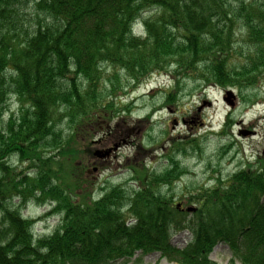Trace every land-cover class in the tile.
<instances>
[{
    "label": "trees",
    "instance_id": "trees-1",
    "mask_svg": "<svg viewBox=\"0 0 264 264\" xmlns=\"http://www.w3.org/2000/svg\"><path fill=\"white\" fill-rule=\"evenodd\" d=\"M263 70L264 0H0V264H128L138 253L218 264L220 242L233 262L264 264L263 158L190 196L195 211L168 195L185 175L173 146H198L195 138H170L161 172L125 163L135 186L97 197L78 162L79 136H92L85 122L112 135V121L130 111L117 94L122 75L134 85L169 75V103L189 79L254 101ZM14 100L19 110L7 117ZM233 123L229 114L223 132ZM183 147L181 155L195 149ZM56 148L69 160L55 159ZM13 157L28 166L14 167ZM32 201L58 204L49 235L23 214ZM185 230L178 247L173 236Z\"/></svg>",
    "mask_w": 264,
    "mask_h": 264
},
{
    "label": "rangeland",
    "instance_id": "rangeland-1",
    "mask_svg": "<svg viewBox=\"0 0 264 264\" xmlns=\"http://www.w3.org/2000/svg\"><path fill=\"white\" fill-rule=\"evenodd\" d=\"M136 30L141 32L142 28L137 27ZM120 78L122 87L119 86L117 94L123 98V104L132 105L130 113L123 112L120 115L122 119L117 117L112 121V135L109 133L106 136L102 132L104 127L91 120L85 122V129L86 132L91 130L92 136H79L83 139L81 148L85 154L79 156L78 162L87 167L88 173V177L80 180L94 183L91 189L95 197L119 183H126L130 190L135 186V181H129L132 179L131 168L125 167V163H144L158 172L166 169L164 166L167 164L170 147L168 143L172 137L182 141L195 138L197 141L194 143H198V146L185 143L182 146L176 145L173 149H178L172 150L184 168L185 175L171 187L173 191L168 195L174 196L185 208L199 206L198 203L191 202L190 196L224 182L223 180L230 178L247 162L255 163L258 159H264V79L255 89L257 95L253 96L254 101L247 99L245 93L242 94L236 88L207 87L189 79L182 82L177 100L169 103L167 93L172 86L169 75H154L139 85L127 82L124 75ZM101 88L106 89L103 85ZM229 89H233L235 94L233 107L224 98L227 97L226 91ZM104 95L111 101V97L107 96H110L109 90ZM9 107L11 111L7 117L19 110L15 100ZM228 114L232 115L234 123L224 133L222 127ZM62 132L68 136L69 127L65 126ZM183 146L189 150L192 149L191 146L195 149L188 155H181L186 149ZM109 148L112 149L109 156H97V151H106ZM60 151L61 149H55V159L63 161L65 157L69 160ZM10 164L19 169L28 166V163L22 164L19 157H13ZM75 170L77 175L81 174L79 169ZM57 207V203L40 205L32 201L23 209V214L34 220L35 233L45 236L52 233L61 220L60 211L54 212L58 211ZM188 240L186 231L173 236V243L178 247L184 246ZM140 255L137 254L128 264H183L161 258L159 253ZM211 259L218 264H242L240 261L231 260V251L222 242L214 248Z\"/></svg>",
    "mask_w": 264,
    "mask_h": 264
},
{
    "label": "water",
    "instance_id": "water-1",
    "mask_svg": "<svg viewBox=\"0 0 264 264\" xmlns=\"http://www.w3.org/2000/svg\"><path fill=\"white\" fill-rule=\"evenodd\" d=\"M233 98H234V94H233V91H231V90H229L228 92H227V97H225V100L229 103V104H233L234 103V101H233ZM111 148L110 149H108V150H102V151H97L96 152V154L98 155V156H100V157H104V156H107L110 152H111ZM188 210H193L194 208H193V206H191V207H188L187 208Z\"/></svg>",
    "mask_w": 264,
    "mask_h": 264
}]
</instances>
